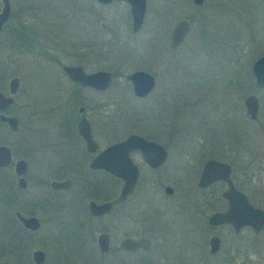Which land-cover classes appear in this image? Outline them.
<instances>
[{
    "label": "rangeland",
    "instance_id": "obj_1",
    "mask_svg": "<svg viewBox=\"0 0 264 264\" xmlns=\"http://www.w3.org/2000/svg\"><path fill=\"white\" fill-rule=\"evenodd\" d=\"M12 2L17 10L22 7L18 5L35 0ZM39 5L40 25L35 26L41 32L46 25L55 37L52 44L40 38L39 50L51 44L53 54L62 64H81L87 72L107 70L114 74L105 92L92 98L87 90L81 91L86 97L88 115L93 111V133L99 143L137 133L154 137L167 146L169 159L162 171L155 173L139 167L131 204L136 220L144 226L151 224L158 233L162 250L174 247L175 255L177 246H186L187 250L192 214L204 213L215 204L201 202L202 197L193 186L201 155L230 158L236 173L242 157L251 158L252 165L264 158V130L259 126V121H264V92L257 93L262 102L259 120L251 121L243 118L239 103L233 102L254 89L242 94L241 88L228 86L229 75L250 72L252 62L264 54V0H203L198 7H193L191 0H145L144 23L136 33H131L128 7L122 0L102 8L103 18L95 17L94 0H39ZM182 18L189 20L190 29L183 42L172 48L169 33ZM37 47L33 45L31 54L10 60L8 71H13L12 65L16 63L21 66L23 77L15 104L25 101L39 105L41 113L71 101L75 112V104L80 100L73 92L71 99L68 96L71 83L57 62L37 54ZM138 69L155 77V88L145 99H135L122 78ZM34 118L37 130L42 126L47 137H59L63 128L61 112L48 116L35 113ZM195 140L207 141L206 151L194 145ZM226 144L236 151L227 150ZM57 159L55 154L40 156L32 162V172L48 176L51 172L42 167V161L52 165ZM72 174L77 183L93 176L83 169ZM96 176L104 185L113 184L104 175ZM160 183L170 185L172 195L165 196ZM37 185L32 177L29 191H36L40 198L50 196L44 184ZM23 209H27L26 203ZM2 212L0 207V215ZM67 228L55 247H51L50 254H56L55 264L69 259L74 264L75 257L80 256L76 247H70V253L66 251ZM51 229L48 234L53 238ZM201 234L200 227V237Z\"/></svg>",
    "mask_w": 264,
    "mask_h": 264
},
{
    "label": "flooded vegetation",
    "instance_id": "obj_2",
    "mask_svg": "<svg viewBox=\"0 0 264 264\" xmlns=\"http://www.w3.org/2000/svg\"><path fill=\"white\" fill-rule=\"evenodd\" d=\"M114 1L102 3L94 0L97 8L95 17L103 18L102 8L110 6ZM122 1L127 5L129 15V6L124 0ZM8 2L9 13L0 28V148L4 147L9 152V160L4 153L0 152V207L3 210L0 215V264H50L52 260L55 264L56 254L55 251L52 255L50 254L51 247H55V243L64 236L67 227L69 243L66 251L70 253V247H76L80 251V256L75 257L74 264H264V220H259L254 226L242 224L237 229L228 222H210V218L214 213H221L227 208V199L223 196V193L227 190L228 183L225 180L217 179L206 181V184H199L203 166L208 160L213 159L226 163L229 166V179L232 187L245 198L251 207L261 212L260 214L251 215L264 219V158L256 165H252L254 161L251 158L242 157L241 165L239 164V170L236 173L230 158L224 156L228 159L222 160L217 159L215 156L206 157L210 153H203L195 168V183L193 182V186L202 197L201 202L205 204L214 202L215 204L204 213L192 214V223L188 229L191 237L188 240L187 250H185L186 246L184 248L177 246V255L174 254V247L171 250H162L164 248L163 243L152 225L146 223V226H144L145 223L143 225L142 221L136 220L131 199L139 181V167L140 169L144 167L155 173L162 171L169 159L167 146L154 137L129 133L160 144L164 148V157L159 165L153 167L148 164L141 151L131 150L128 157L137 168L135 185L132 192L123 200L114 201L119 196L123 181L101 168L91 167L90 163L106 147L123 141L129 134L114 140L108 139L104 144H100L93 133L91 118L93 111L88 115L86 97L81 94L82 90H87L93 98V95L105 92L111 86L114 74L108 71L110 73V84L104 89L72 82L62 70V66L67 64L60 63L58 57L52 52L55 51L51 48L55 38L52 30L44 25L45 27H41L45 31L40 32L35 26L36 24L40 25L38 22L39 0H35L32 4L18 5L22 7H18L17 10L13 6L12 0H8ZM191 3L193 7L200 5L194 4L193 0H191ZM1 7L2 3L0 1V9ZM30 18L33 19V22L29 21ZM129 20V26L131 27L130 15ZM143 20L144 16L142 26ZM179 20H186L190 29L189 20L186 18ZM100 25L103 26L104 22ZM136 32L132 31L131 33ZM170 33V46L172 48L178 47L183 41L176 46L171 45ZM40 38L51 43L50 47L46 46L45 50H39L37 45H40ZM29 43L37 47L39 50L37 54L39 53L38 55L42 59L57 62L60 65L65 77L71 83V91H69L68 96L71 99V93L73 92L80 100L75 104V106L77 105V108L74 107V109L76 108L75 112L72 110L73 106L70 105L71 101L41 110L42 115L45 116L57 112L62 113L63 132L60 131L57 139L47 137L45 127L40 126L38 130L34 127L36 125L35 118L33 119L35 113L41 114L40 110L37 109L40 108L39 105L25 101L15 104L16 96L20 92L23 82L20 73L21 66L16 63L13 64L12 66L15 68L11 72L8 71V66L10 60L17 59V55L31 54L34 51V48L26 47ZM82 68L86 73L99 71L87 72L83 66ZM151 75L154 77L153 74ZM248 85H250V89H247ZM228 86L230 89L236 86L241 88L240 92L242 94L254 89L249 93H245L240 100L235 99L236 101L233 103H239L237 105L240 113L246 120H259L262 107V104L259 103L262 102L259 100L257 93L264 92V87L255 85L251 66L250 72L240 74L237 72L229 75ZM128 88L131 90L129 85ZM154 88L155 77L154 86L146 95L136 96L132 93V90L131 94L135 99H145L153 92ZM249 95H254L257 103L253 118H250L246 112L245 99ZM229 99L232 102V99ZM44 105L41 104L40 106ZM46 107L44 106V108ZM10 117L15 119L13 127L6 120ZM80 118H84L89 125L91 144H88L77 131ZM259 126L264 130L263 120L259 121ZM194 145L205 148L204 151H206L209 143L195 140ZM226 147L231 152L236 151L228 144H226ZM157 153L156 151L151 152V161L158 159ZM50 154L57 155L58 159L52 165L44 160L42 161V167L51 173L48 176H38L33 173L32 162L39 160L40 156ZM184 154L183 152L182 155ZM241 154L238 155L239 163ZM235 155H237L236 152ZM19 161L24 164V170L21 174H18L16 169V164ZM39 163L37 162V166ZM34 166L37 167L36 163ZM78 169L90 172L93 176L77 183L72 172ZM99 174L110 178L113 184L110 186L104 185L96 176ZM32 177L38 184L37 186L41 183L46 186L50 196L40 198L36 191H29V183ZM52 182L64 183V185L53 187ZM160 186L165 196L172 195L173 189L170 185L160 183ZM165 187L171 189L169 194L164 191ZM110 202L112 204L108 209H100L98 212H95L96 209L91 206V203L93 205H103ZM24 203L27 204L26 210L23 209ZM19 216L34 218L36 220L33 223L35 227L25 226ZM200 227L202 229L201 237L199 235ZM50 229L53 230V238L48 234ZM140 238L146 240V247L136 249L121 247V242L124 239L137 240ZM35 252H39V254L34 255ZM61 264H72V260H64Z\"/></svg>",
    "mask_w": 264,
    "mask_h": 264
},
{
    "label": "water",
    "instance_id": "obj_3",
    "mask_svg": "<svg viewBox=\"0 0 264 264\" xmlns=\"http://www.w3.org/2000/svg\"><path fill=\"white\" fill-rule=\"evenodd\" d=\"M2 7L0 9V28L4 21L7 19L9 13L8 0H0ZM102 3H108L111 0H98ZM129 6V15L131 19V30L133 32L138 31L142 26V19L145 12V0H124ZM194 4H201L202 0H193ZM189 30V24L186 20H179L172 28L170 33L171 45L180 44ZM62 70L66 76L75 83L80 85H87L90 87L104 89L110 84V73L108 71H95L86 73L83 71L81 65H63ZM251 73L253 75L255 85L257 87H264V54L256 58L251 65ZM124 80L130 86L132 93L136 96L142 97L146 95L154 86V77L145 70H134L124 75ZM246 112L250 118L255 116L257 109L256 98L254 95H249L245 99ZM7 122L13 127L15 119L13 117L6 118ZM78 133L91 144L92 141L89 136V125L84 118H80L77 124ZM137 149L142 152L143 157L147 160L151 166H157L161 163L164 157V148L153 141H147L136 134H129L123 141L114 143L106 147L101 153L96 155L91 161L90 166L95 168H101L113 176L119 177L123 183L119 193V196L114 201L123 200L128 194H130L135 185L137 178V168L130 161L128 153ZM156 151L158 159L151 161V152ZM0 152L4 153L5 157L9 160V152L6 148L1 147ZM7 154V155H6ZM114 159V160H113ZM17 173L21 174L24 170L23 162L19 161L16 164ZM217 179L225 180L228 183L227 190L223 193V196L227 199V208L221 213H214L210 222L220 223L228 222L237 229L242 224L256 225L259 220L257 216L251 214H260L261 212L251 207L245 200V198L237 192L231 185L229 179V166L220 161L208 160L202 169L201 179L199 184H206V181H213ZM64 183L52 182L53 187H61ZM164 191L169 194L171 189L165 187ZM110 203L103 205H93L96 210L108 209ZM20 220L27 227L34 228L36 220L34 218H23ZM147 242L144 239H124L121 242V247L125 249H136L138 247H146ZM39 252H35L34 255H38Z\"/></svg>",
    "mask_w": 264,
    "mask_h": 264
},
{
    "label": "trees",
    "instance_id": "obj_4",
    "mask_svg": "<svg viewBox=\"0 0 264 264\" xmlns=\"http://www.w3.org/2000/svg\"><path fill=\"white\" fill-rule=\"evenodd\" d=\"M33 45H34V44L29 43V44L26 45V47H28V48L32 47V48H33Z\"/></svg>",
    "mask_w": 264,
    "mask_h": 264
}]
</instances>
